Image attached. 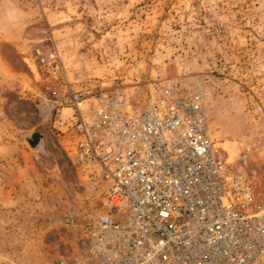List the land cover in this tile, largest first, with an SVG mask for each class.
Segmentation results:
<instances>
[{
	"label": "rangeland",
	"instance_id": "374dc122",
	"mask_svg": "<svg viewBox=\"0 0 264 264\" xmlns=\"http://www.w3.org/2000/svg\"><path fill=\"white\" fill-rule=\"evenodd\" d=\"M51 52L64 86L41 61ZM184 72L203 85L211 136L252 177L261 209L264 0H0V153L32 152L40 175L15 188L0 158V264L74 258L102 212L104 183L77 163L82 137L73 109L53 108L57 92L147 90ZM10 185L23 199L6 201Z\"/></svg>",
	"mask_w": 264,
	"mask_h": 264
},
{
	"label": "built area",
	"instance_id": "2783aa9c",
	"mask_svg": "<svg viewBox=\"0 0 264 264\" xmlns=\"http://www.w3.org/2000/svg\"><path fill=\"white\" fill-rule=\"evenodd\" d=\"M41 61L64 86L60 54ZM62 106L82 137L77 163L105 187L79 253L58 264H264V206L212 138L200 82L184 72L147 90L71 89L57 92Z\"/></svg>",
	"mask_w": 264,
	"mask_h": 264
},
{
	"label": "crops",
	"instance_id": "0c3cea01",
	"mask_svg": "<svg viewBox=\"0 0 264 264\" xmlns=\"http://www.w3.org/2000/svg\"><path fill=\"white\" fill-rule=\"evenodd\" d=\"M68 109L69 112H72L70 108ZM2 157L11 161L9 162V173L11 177V184L13 183V187H22V185H24L25 183L23 181L39 179V169L36 166L35 160L33 159L32 152L22 149L19 145L13 144L7 145L3 148V152L0 153V158ZM12 185H10V189L6 190V201H16L17 198L23 199V193L21 192V190H12ZM20 194L21 197H19Z\"/></svg>",
	"mask_w": 264,
	"mask_h": 264
},
{
	"label": "water",
	"instance_id": "95a60500",
	"mask_svg": "<svg viewBox=\"0 0 264 264\" xmlns=\"http://www.w3.org/2000/svg\"><path fill=\"white\" fill-rule=\"evenodd\" d=\"M40 139H41V134L39 133H35L33 136H32V139L29 140L30 144L33 146V147H36L39 142H40Z\"/></svg>",
	"mask_w": 264,
	"mask_h": 264
}]
</instances>
